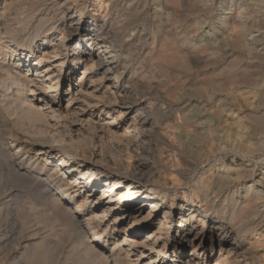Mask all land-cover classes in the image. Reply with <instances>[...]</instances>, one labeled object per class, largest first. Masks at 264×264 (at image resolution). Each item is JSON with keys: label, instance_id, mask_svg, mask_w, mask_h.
Masks as SVG:
<instances>
[{"label": "bare ground", "instance_id": "6f19581e", "mask_svg": "<svg viewBox=\"0 0 264 264\" xmlns=\"http://www.w3.org/2000/svg\"><path fill=\"white\" fill-rule=\"evenodd\" d=\"M77 1L84 0H0V193H3L0 218L3 213L13 215L16 207L21 208L19 206L28 201L27 204L36 206L35 209L40 207L43 215L48 214L59 228L58 231L55 229L57 232L53 236L42 237V242L29 243L26 252L30 256L23 258L21 255V260L27 264H53L56 261L58 264L65 245L75 242L74 251L91 235L96 241L104 239V243L107 239L114 240L106 253L96 251L94 246L86 253V258L98 263L165 264L167 249L171 255L175 254L169 264H180L183 258L184 264H202L204 252L212 258L211 264H251L254 261L260 264V255L257 256L251 248L256 252L260 242L261 236L257 232L264 221L259 206L263 204V197L258 190L254 192L248 188L238 201L236 193L231 191L238 183L255 182V167L239 170L221 162L215 169L210 147L208 153L202 155L191 148L190 143L181 148L169 144V133L174 129L180 128L188 132V136L192 133L195 137L200 135L194 117L183 114L182 118L177 115L174 118L169 116L170 113L168 116L153 113L146 106L148 101L133 97L131 89L139 90L147 84L144 87L150 96L151 90L158 92L159 85L168 84L166 91L174 93L176 88L180 89L178 84L182 79L188 85L186 88L196 86L199 81L206 87L211 86L212 95L225 87L230 98L243 108L245 124L251 126L252 133H246L250 146L257 148L258 152L264 151V88H259V79L264 76V55L251 56L246 63L240 51H234L242 43L235 40H231L229 47L232 49L223 51L215 60H209L213 53L208 60L206 55L202 57L200 52L204 53V50L199 53L185 51L182 46L187 43L184 38L187 27L183 15L200 12L195 0H160L168 18L153 24L158 38L154 39L153 49L148 51L137 48L143 41L142 36L123 46L138 8L130 13L122 10L118 15H109L108 19L106 14L98 15L88 24L78 17L84 11L82 7L71 6ZM117 1L97 0L96 4L100 7L103 3H111L115 7ZM25 8L29 15L36 12L38 19L34 28H29L33 20L26 10L27 15L22 17ZM57 17V23L62 24L54 30L50 23ZM230 25L236 26L234 18ZM42 30L46 37L31 52L29 47L34 43V38H30L31 31L38 35ZM57 33H60L59 38L56 37L58 44H51ZM21 36L29 38L26 39L28 57H22L23 52L19 54L17 51L20 45H24ZM4 39L15 45L11 52L3 46L8 42ZM65 40L64 46L70 45L71 54H66L61 47ZM47 46L50 50L45 48ZM29 54L36 58L35 61L32 59L35 73L31 74ZM230 58L221 68L220 65ZM49 59L59 61L42 69V63ZM66 62L72 63L74 68H82L77 81L69 83L62 100L65 105L62 106L57 101L58 88L75 70H62ZM201 64L204 66L200 67ZM20 67L27 68L25 75L17 71ZM93 73L99 75L107 91L101 96L94 94L92 82L89 85L81 82ZM241 89H248L249 97H244L242 92L238 95ZM82 105L99 110L100 114L110 117L111 122L101 121L97 114L96 119H92L91 113ZM236 110L235 105L229 108L232 113ZM225 112L224 107L217 106L211 113L220 117ZM122 118L127 125H113ZM84 120L92 124L99 138L105 136L108 141L122 139L111 146L112 150L116 149L115 153L111 150L112 153L105 152L104 155L101 149L90 151L86 148L79 138L80 131L76 132L78 127H74L75 123ZM180 120L181 125L178 124ZM27 125L35 130H28L26 134ZM230 125L244 127V123L236 121ZM71 130H76L73 136ZM207 131L210 135L213 130L208 127ZM209 146L212 149V145ZM32 151L36 164L31 163L32 158L28 156ZM171 156L174 164L171 167L163 165V161L166 158L171 160ZM39 160L41 167L37 166ZM48 163L52 168L46 172ZM155 163L160 166L156 167ZM260 173L264 175V165L260 167ZM180 189L183 191L178 193ZM82 194L84 198L78 202ZM20 200L24 202L20 204ZM88 207L92 210H87ZM21 214L24 215L22 211ZM22 215L21 220L25 218ZM16 219L14 230L4 236L6 245L16 241L15 248L8 251L12 256L19 254L23 244L15 237L19 222ZM170 230H173L171 236ZM212 239L216 240L215 250H212ZM86 258H79L77 264H83Z\"/></svg>", "mask_w": 264, "mask_h": 264}, {"label": "rangeland", "instance_id": "374dc122", "mask_svg": "<svg viewBox=\"0 0 264 264\" xmlns=\"http://www.w3.org/2000/svg\"><path fill=\"white\" fill-rule=\"evenodd\" d=\"M195 1L198 3V6L200 7V12H198L197 14H194V15H190V13H185L183 15V18L186 20L185 26L187 27L185 29V36H184L187 43H184L182 46L184 50L186 49L185 51L190 50V51H196V52L199 51L200 52V50L201 51L204 50V53L200 52V54H202L201 55L202 57L207 56L206 58L208 60L209 57L212 56V53H213L214 58L212 57L213 58L212 59L210 57L209 60H215L216 58H218L222 55L223 51L231 50L232 48L230 49V47L232 45V42L235 40V41H238L239 43L240 42H242V43H240L237 46L238 49L235 48L234 51L236 52L238 50L236 53H239V51H240L239 54L241 55L242 58L244 56L243 60L245 59L244 61L246 63L250 61L251 56L253 57V56H257V55H260V56L264 55V0H195ZM96 2H97V0L77 1L76 3H74V5H71V6L72 7H74V6L75 7H82V9L84 11L81 12L80 16H78V17H79V19H82L84 23H88V24L91 23L98 15L102 16L103 14H106L107 19H108V18H110L109 15L110 16L118 15L120 13V11H122V10L123 11L125 10L126 13H130V11H132L135 7L138 8L137 13L134 15V17H132L134 22L131 24V26H129L128 37H126V40H125V43L123 46L124 47L127 46V44L130 43L131 41H133V42L137 41V38L139 36H142L143 41L138 43L137 48L143 47V49L147 50V51L153 49V47L155 45L153 43L154 39L158 38V36H157L158 34L154 33L153 24L156 22L165 21L168 18V15H167L168 13L165 12V10H163L161 8L160 0H118L115 7H112L111 3H107V4L103 3L104 5L101 4L100 7H98L99 5L96 4ZM25 10H26V13L28 14L29 10L27 11V9L25 8L24 10H22V13H21L22 17L27 15L24 12ZM35 13L36 12H33L34 15L28 14L31 17L30 20L31 21L33 20L32 22H30L29 28H34V25L38 19V18H36L37 15ZM231 17L234 18L235 22H236V26L234 28L230 25V21L232 19ZM57 19H58V17L56 19H54L55 21L53 20L52 23H50L53 25V26L50 25V27L52 26L54 28V30H57V28H59L60 25L62 24L60 21H58V23H57V21H56ZM1 24L2 23L0 22V26H1ZM249 24L250 25L252 24L251 25L252 27L249 26ZM259 26L261 27L262 30L260 29ZM228 28L230 29V31ZM255 28H256V30H255ZM31 32H32V35H30V38L31 37L34 38V43L30 44L29 49L31 50V52H33L34 51L33 47L37 44L39 45L41 39L43 37H46V35L44 36L43 30L40 31L38 35L36 33L33 35V31H31ZM59 36H60V33H57L56 36L52 39L51 44H58L59 41L56 39V37L59 38ZM234 36L237 40L234 38ZM226 37H228V38H226ZM261 38H262V40H261ZM26 39L28 40L29 38H27L25 36L20 37V40L22 42H24V45L23 46L20 45V47H18V49H17L18 53L20 52L19 54H21L23 52L22 57H28L27 50H28L29 45L26 43L27 42ZM231 40H233V41H231ZM3 41L7 42L8 39H4ZM8 42L4 43L3 46H6L8 48V51L11 52L13 50V49H11L12 46L15 47V45H13L12 42L11 43L9 42L10 44ZM141 43H142V45H141ZM120 44L121 43H117V45H120ZM64 45H66V40L62 42L61 47H64L66 54L67 53L71 54L70 45L66 46V48ZM47 47H45V48L50 50L49 49L50 46L48 48ZM225 47H227V48L229 47V48L227 49ZM209 49L210 50L212 49V51H209ZM133 50H135V49H133ZM215 51H217V53ZM206 58H204V59H206ZM32 59L35 61L36 58L34 56L32 57V54H29L28 66L30 64V67L32 68L30 70V74L32 72L35 73V71L33 69V62L34 61ZM231 59L232 58L227 59V61L224 64L220 63L221 64L220 67L222 68L223 66L228 64L227 62H229V60H231ZM25 61H26V59L24 58V62ZM58 61H59V59H49L47 62L42 63V69H46L48 66L51 67L52 65L57 64ZM10 63L12 65H14V63H12V61H10ZM201 66L203 67L204 65L201 64L200 67ZM73 68H74V66H72V63L66 62V63H64L62 70H65V69L71 70ZM81 68H82L81 66L74 68L75 70H74V72L71 73L70 79L64 80L60 83V86L58 88V99H57V101H60V104L62 106L65 105L62 101L63 96L65 94V91L68 89L69 83L73 84V82L77 81V77L80 74ZM263 69H264V67H263ZM17 71L22 73V75H25L27 68L20 67V68H17ZM196 74H198V73H196ZM97 75L98 74L93 73L92 75L88 76L87 78L82 79L81 82L84 84H87V85L91 84V82H92V89L94 91V94L101 96L102 92L105 91V87H103V84H101V82H100V77H99V75L97 77ZM90 77H91V79H93L92 81H91ZM185 83H186V81L184 82V79H182V81L178 84L179 86H181V87L178 86L180 89H177V88L175 89L176 93L166 91L168 89V84H165L162 86L159 85V87H157L158 92H156L155 90H151L150 93L152 95H150V96H149V94H147L148 89L145 90L146 88L144 87L147 84L143 85V88H144V89L142 88L143 90L142 89H139V90L134 89L135 90L134 91L131 89V91H133L134 94L136 93L135 95L133 94V97L136 96L135 98H142L143 100H146V102L148 101L146 106L149 107L151 109V111H153V113H156V114L157 113H163V115L166 113L167 116L169 115L168 113H170L169 116L170 117L172 116L174 118H176V115H177V118L178 117L182 118L183 114L189 115L190 117H194L193 121H195V123H196L195 128L198 130V132H200V135L195 137L192 135L193 134L192 133L189 135L190 136L189 137L188 132L183 131L180 128H178L176 130L174 129V130H172V132L169 133V137L167 140L169 144L172 145V143H173V146H176V147L179 146L181 148L186 143H187L186 145H188L190 143L189 144L190 147L194 148L195 150L200 152L202 155L208 153L207 151H209V147H210V151H213L212 156H210V158H211L212 164L215 166V169H217L220 166L221 162H225L226 164L232 166L233 168H238L239 170H245L247 168L249 169L251 167H255L256 177H257V178L255 177V182L248 181V182L238 183L237 185H235L233 187V189L231 191H233V193H236L235 197L238 201H240L241 196L244 195V193L246 192V189L250 188L249 191L253 190L254 192H255V190H258L257 193H260L261 198L263 197V201H261V203H263V204H261L259 206H261L260 210L262 212V216L264 219V187H263L264 186V175H261V173H260V167L262 165H264V151L260 150L261 152L260 151L258 152L257 148L250 146V143H251L250 140L246 139V135L251 134L252 131L250 129L251 126L247 123L245 124V120H244V117H245L244 113L245 112H244L243 108H241V105L239 106L237 104V101H235V100L233 101L231 99L232 97L230 98L231 94L228 93L229 90L225 92V87L220 93L212 95L211 92L212 91L214 92V90L210 88L211 86L206 87L200 81H199V84L197 83L198 86L196 84V86L193 85L194 87L191 86V88H186V87H188V85L186 83V85H187L186 86ZM198 88H199V90H198ZM215 88H218V86H215ZM259 88H264V76H263V78L259 79ZM152 91H153V93H152ZM206 91H207V93H204ZM106 92L107 91H105L104 93H106ZM241 92L244 94V97L245 96L249 97V95H248L249 90L248 89H241L239 91V93H237V94L239 95V94H241ZM157 93H158V96L156 95ZM221 99L225 100V101H222ZM251 101L253 102V100H251ZM149 102H150V104H149ZM232 105H235V107H237V110L233 113L229 111V108H231ZM217 106H221V108L224 107L227 110V112L223 113L220 117H214L211 112H212L213 108L217 107ZM82 107H85L83 109H85L86 112L91 113L92 119H94V120L96 119L97 115H98L97 118H100L101 121H105L106 123H107V121L111 122L110 120H112V119H110V117L105 116L103 114H100V112H98L99 110L88 108L86 105H82ZM238 107H240V108L238 109ZM11 109L12 108L9 109L10 112H11ZM9 114H11V113H9ZM181 120L178 122L179 125L182 124ZM233 121L244 123V127L243 128H236L235 125H230V124H232ZM207 122L212 123V124L209 125V124H207ZM81 123H82V125H81ZM81 123L80 124L78 122L75 123L74 127L75 128L78 127L79 130H77V131L71 130L70 131L71 136L74 135L73 131H76V132L80 131L79 132L80 134L78 133L79 138H80V140H82V142L84 144H86L85 145L86 148L90 151L93 148L96 151L97 150L99 151L101 149V151L104 153V155H105V152H106V154L112 153V151H114V153L116 152V149L112 150L113 148H111V146L116 145V143L117 142L119 143L122 139H120V140L115 139L117 141H115L114 139H110L111 141H108L109 139H107L105 136L99 138V136L97 135L98 132L93 130L92 124L88 120H87V122H86V120H84ZM114 124H121V125L125 126L128 123H126V120L122 118L119 121H116L115 123H113V125ZM27 127H29V126L27 125ZM27 127L25 126V130H24V131H27L26 134L29 133V131L33 132L35 130V129L31 130L30 127L29 128H27ZM38 127H40V126H38ZM208 127H210V129L213 130L212 134H210V135L208 134V131H207ZM239 132H241V134L237 135ZM45 133L47 134L49 132H45ZM232 135H234V136H232ZM192 137H195V138H192ZM188 139H189V141H188ZM99 142H101V145L99 144ZM209 142L212 145V149H211V146H209L210 145ZM242 144L245 145V148L243 147ZM96 145H98V146H96ZM249 148H251V149H249ZM253 151H255L256 153L255 152L253 153ZM244 153H245V155H243ZM34 154L35 153L33 151L28 153V156H30V158H32L31 163L35 162V161H33ZM242 157H245V158L242 160ZM168 160L169 159L166 158V160L163 161L164 162L163 165L166 164L168 167H171L174 164L173 157L171 156V160H169V161ZM149 162H150V160H149ZM169 163H171V164H169ZM35 164H36V162H35ZM38 164H37V166L41 167V161L38 162ZM154 165H156V167L160 166L159 163H155ZM204 166H205V164H204ZM24 168H25V166H24ZM51 168H52V166L49 165V163H48L45 171L47 172V171L51 170ZM32 169L34 170V167ZM258 180L259 181L263 180V181L259 182ZM256 182H258V184ZM259 190H261V192ZM182 191L183 190L180 189L178 191V193H181ZM2 194L3 193H0V203H2V200H1L3 198ZM84 194H82L78 197V202L81 201L82 198H84V196H83ZM23 202H24V200L19 201L20 204ZM27 203H28V201H27ZM27 203L21 204L19 206V207L22 206L21 208L17 209V207H16V209L18 211L16 212V209L14 211L15 218H14V214L12 215V213H10V215L3 213L2 218H0V230H1L0 231V264H20V262L22 264H27L26 261H22L21 259H22V256H23V258L30 256L26 252V250H28L27 248H29L28 244L33 243V245H34V244H37L39 242H42L41 240H43L44 237L53 236V234H55V231L56 230L58 231V229H59V228H56L55 224L50 219L48 214L44 213L45 215H43V213H42L43 211L42 212L40 211L41 210L40 207L35 209L36 206H33V205L30 206ZM19 210H20V212H19ZM34 210L36 212H34ZM87 210H92V208L88 207ZM21 211L24 215L21 214ZM20 214L23 217L25 216V218L23 219L24 221L21 220ZM12 219H13V221H12ZM15 219H16V221L19 220V222H20V224H19V222H17L18 227L16 228L17 232L15 231L16 232L15 237L17 239H19V241H21V242L23 241V244L21 245L22 249H20L18 252L19 254H17L16 256L15 255L12 256V255L8 254V251L15 248V246H16L15 240L16 239L14 240L15 242L12 243L11 245H6L4 242L5 241L4 236L9 234L10 230H11V232L14 230L13 229V227H14L13 223H14ZM21 224H23V225H21ZM2 229H3L4 234L2 232ZM119 232H120V230H118V233ZM172 234H173V230H170L169 235L171 236ZM176 235H177V233H176ZM257 235L262 237V238L261 237L259 238L260 242H259L258 248L256 250L257 253L254 251V249L251 248V250L257 256L260 255L258 257L259 258L258 261L260 262V264H264V261H263L264 260V246H263L264 245V243H263L264 242V221L259 226ZM91 240L94 243L90 244L89 242ZM212 242H213L212 250L213 249L215 250L216 249V240L212 239ZM74 243L75 242H69L67 245L64 246V249L61 252L62 255L59 257L60 259L58 258L59 259L58 261L60 262V263L58 262V264H61L62 262H64L65 264H77V261H79V258H86L87 257V256H85L86 253L93 250V246H94V249H96V251L106 253L108 250L111 249V247L114 243V240L107 239L106 243H104V239H102L100 241H96L91 235H88L87 239L84 241V244L83 243H80L81 245L78 244L77 246H79V247H77L74 251H72L73 250L72 246ZM260 244H261V246H260ZM91 245H92V247H91ZM87 247H89L90 249H88ZM246 247H248V246L246 245ZM85 248H86V250H85ZM165 252H166L165 264H169L170 262H172L170 260H173L175 258V254L171 255L169 250H167V249H165ZM132 259H134V258H132ZM184 259L185 258H183L180 261V264H184V262H183ZM85 260H84L83 264H93V263L94 264H104L102 262L98 263L96 261L89 260L88 258H86ZM211 260H212V258L208 256L207 252H204L203 258L201 260L202 264H211ZM87 261H88V263H87ZM55 263H53V264H55ZM251 264H257V262L254 261Z\"/></svg>", "mask_w": 264, "mask_h": 264}]
</instances>
